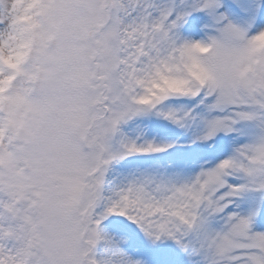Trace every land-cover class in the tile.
<instances>
[{
  "label": "snow or ice",
  "instance_id": "1",
  "mask_svg": "<svg viewBox=\"0 0 264 264\" xmlns=\"http://www.w3.org/2000/svg\"><path fill=\"white\" fill-rule=\"evenodd\" d=\"M0 264H264V0H0Z\"/></svg>",
  "mask_w": 264,
  "mask_h": 264
}]
</instances>
